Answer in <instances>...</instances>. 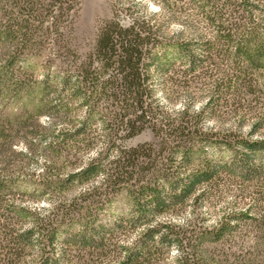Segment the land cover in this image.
<instances>
[{
  "label": "trees",
  "instance_id": "trees-1",
  "mask_svg": "<svg viewBox=\"0 0 264 264\" xmlns=\"http://www.w3.org/2000/svg\"><path fill=\"white\" fill-rule=\"evenodd\" d=\"M34 1H26L28 18L43 16L58 25L80 0H51L45 16ZM160 1L168 6L169 0ZM184 1V13L201 11L209 31L205 35L189 26L184 42L169 40L157 19L161 11L149 12L137 0L100 23L91 51L78 55L63 48L50 113L51 148L68 155L66 162L75 169L50 185L77 184L85 187L84 193L58 205L56 215L20 231L11 217L0 216V264H166L170 259L174 264H238L233 254L190 245L181 229L156 220L215 181L220 169L247 173L250 181L258 178L252 157L263 155L264 138L252 141L238 131L220 135L207 129L204 120L232 114L245 121L256 109L264 73V0ZM2 16L7 19L8 10ZM170 47L178 49L180 65L166 58ZM174 88L184 91L186 105L170 112L165 104L173 100L169 90ZM199 90L205 91L206 103L196 109L190 103ZM146 131L153 142L126 145ZM212 148L229 151L233 159L223 164L209 160L205 156ZM87 152L94 153L80 162L79 154ZM197 155L205 158L195 161ZM49 173L50 168L46 177L57 178ZM122 192L133 201V217L106 228L99 219L100 206ZM8 195L0 184V209ZM234 214L232 221L242 216ZM227 226L205 230L201 239L230 237ZM76 228L79 232L62 242L72 252L59 249V234ZM127 229L143 230V235L134 245L111 243ZM173 249L177 256L171 258Z\"/></svg>",
  "mask_w": 264,
  "mask_h": 264
},
{
  "label": "rangeland",
  "instance_id": "rangeland-1",
  "mask_svg": "<svg viewBox=\"0 0 264 264\" xmlns=\"http://www.w3.org/2000/svg\"><path fill=\"white\" fill-rule=\"evenodd\" d=\"M26 1L0 0V184L9 194L0 209V216L11 217L16 231L33 226L39 218L56 215L58 205L79 197L85 189L77 184L59 185V188L53 185L75 169L66 162L68 155H61L51 148L54 119L50 113L54 111L51 105L56 104V77L60 70L58 56L64 49L67 53L76 51L78 55L91 51L100 23L111 19L116 8L137 0H80L76 6L71 4L58 25L43 16L28 18ZM143 1L149 12L161 11L157 19L171 41L184 42V28L189 26L199 29V34L209 32L201 11L194 8L184 13V0H169V7H162L160 0ZM52 5L51 0L34 3L39 14L44 13V16ZM3 10H8L7 19L2 16ZM166 58L180 65V53L175 47L166 49ZM260 76V101L245 121L234 118L232 114L223 115L206 118L205 127L220 135L238 131V136L252 141L264 138V73ZM169 93L173 100L164 104L170 112H177L186 105L184 91L174 88ZM159 97L163 98L165 94L161 93ZM205 103V91L199 90L197 99L190 104L200 109ZM60 127L57 126L58 129ZM153 141V134L146 131L127 141L126 145L134 147ZM93 153L79 154L80 162ZM201 156L197 155L195 161ZM205 157L217 164L233 159L229 151L217 148L208 149ZM252 161L258 178L250 181L247 173L220 169L215 181L200 186L183 206L158 216L156 223H167L181 229L190 245H206L210 249H223L233 254L234 263L264 264V153L252 157ZM49 168L51 173L48 175L53 174L57 178L46 177ZM45 183H49L48 186L45 187ZM133 206L128 194L119 193L105 206H100L99 219L109 228L120 218L131 219ZM233 213L242 216L232 221ZM222 223L228 225L226 228L232 233L230 237L221 241L201 239L205 230ZM78 232L79 228L60 233L57 247L72 252V248L62 242ZM142 235L143 230L127 229L114 236L111 243L134 245ZM105 245L110 244L106 242ZM170 255L171 258L177 256V251L173 249ZM165 263L174 264L171 259Z\"/></svg>",
  "mask_w": 264,
  "mask_h": 264
}]
</instances>
